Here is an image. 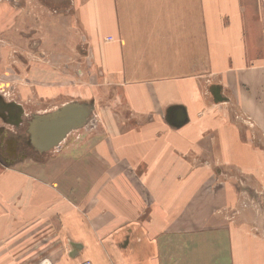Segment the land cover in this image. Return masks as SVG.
Returning a JSON list of instances; mask_svg holds the SVG:
<instances>
[{
    "label": "crops",
    "instance_id": "obj_1",
    "mask_svg": "<svg viewBox=\"0 0 264 264\" xmlns=\"http://www.w3.org/2000/svg\"><path fill=\"white\" fill-rule=\"evenodd\" d=\"M262 3L0 0V264H251ZM69 102L40 150L28 117Z\"/></svg>",
    "mask_w": 264,
    "mask_h": 264
},
{
    "label": "water",
    "instance_id": "obj_2",
    "mask_svg": "<svg viewBox=\"0 0 264 264\" xmlns=\"http://www.w3.org/2000/svg\"><path fill=\"white\" fill-rule=\"evenodd\" d=\"M91 109L87 104L69 102L50 113L33 116L29 121L33 144L42 151L55 147L69 131L88 120Z\"/></svg>",
    "mask_w": 264,
    "mask_h": 264
},
{
    "label": "rangeland",
    "instance_id": "obj_3",
    "mask_svg": "<svg viewBox=\"0 0 264 264\" xmlns=\"http://www.w3.org/2000/svg\"><path fill=\"white\" fill-rule=\"evenodd\" d=\"M262 7H264V3H262ZM263 22H264V14H263ZM262 21L260 22V25H261V23H262V26L264 25V23H263ZM3 85L0 83V88H3L2 87ZM7 88V87H6ZM6 88L4 89V90H6ZM2 92V91H1ZM4 94V98H6V99H10V100H12V99H14V93H11L10 91H9V93H7V90L5 91V92H3ZM5 99V100H6ZM7 102H5V104H6ZM1 104V103H0ZM4 104V105H5ZM59 108V107H58ZM2 109V108H1ZM21 116H22V114H21ZM20 116V118L18 119V122L17 123H20L21 121H23V116L21 117ZM32 118H33V116H29L28 117V119H27V121H26V128H28V130H29V121H31L32 120ZM17 126V125H16ZM262 224L261 225H251L250 227H249V232H248V234H249V237H250V246L253 248V249H256L257 251H258V253L257 254H255L252 258H251V260H250V262H251V264H264V262H262V261H260V263L258 262V260L260 259V257H259V254L260 255H264V218H262ZM246 229V228H245ZM244 229V232L246 233V230ZM259 251H260V253H259ZM262 258H264V256L262 257Z\"/></svg>",
    "mask_w": 264,
    "mask_h": 264
},
{
    "label": "built area",
    "instance_id": "obj_4",
    "mask_svg": "<svg viewBox=\"0 0 264 264\" xmlns=\"http://www.w3.org/2000/svg\"><path fill=\"white\" fill-rule=\"evenodd\" d=\"M82 264H90V261L85 260Z\"/></svg>",
    "mask_w": 264,
    "mask_h": 264
}]
</instances>
